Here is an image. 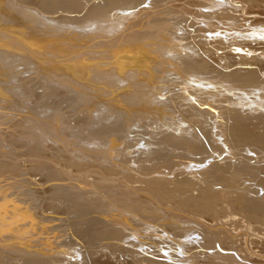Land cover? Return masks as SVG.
<instances>
[{
	"label": "rangeland",
	"instance_id": "rangeland-1",
	"mask_svg": "<svg viewBox=\"0 0 264 264\" xmlns=\"http://www.w3.org/2000/svg\"><path fill=\"white\" fill-rule=\"evenodd\" d=\"M83 1H85V0H83ZM201 1H203V0H146V2L142 3L141 5L134 4V6H131L130 8H127L130 6L129 4H124V5L121 4L122 7L120 5H118L117 9H116V7L113 6L114 11L112 10L113 7H111L110 8L111 11H110V9H108V12H111V13H109L111 15L115 14V16H114L115 18L103 20V23L116 22V23H114V25H116L117 22H119L122 18L120 15H119V17H121V18L120 19L118 18V13H122V14L123 13L124 14L131 13V11L134 10L133 8L136 6H141V10L139 13L134 12V14L132 15L134 17L128 16L127 18H124V20H121V22L123 24H121L120 27L115 28V26L111 25L114 28V30L119 29L117 31H114V33L111 34V36L110 35L104 36L103 34L101 36V33H99L98 31L95 33L93 31V32H91V34L88 32H87V34L85 32L82 34L81 32L83 30L80 31L83 28L82 23H80L81 25L79 23H76V25L81 26V27L79 26L80 28L77 26L78 29H80L78 31H77L75 24H74L75 26L74 25L72 26L73 27V29L71 28L72 30L67 28L66 26H61L62 28L58 27V28H60L59 30L62 29L61 31H64V32L58 33V34H60V37L56 40L61 41L63 39V41H65L66 44L68 43L67 41H70V43H68L67 45H71V44L77 45L76 46L77 48L73 47L71 49V51L70 52L68 51L69 53L66 56H63L62 58H66V59L68 58L67 60L73 61L77 65L79 63H78V61H75V58H76V60L87 59L85 61L84 65H86L85 67L88 70V72L84 71L85 75H88V74L94 75L93 71H95L94 69H96V68H97L96 71H99V70L103 71L102 70L103 68H105L104 70H110V68L113 69L115 67L116 68L119 67L118 65H120L119 64L120 62H117V61L120 60V57L119 56L112 57V58L109 57L111 52L117 51L119 49L118 48L119 44H117L115 46H108V44L114 38L118 37L119 40L117 43H119L121 41L122 37H124L126 34H128V35L130 33L133 34V33H135V31H139V32L151 31V30H153V32H154V30L159 31V32H156V33H158L157 35L155 33V35H154L155 37H153V34H151L152 36L149 35L148 38L144 36L141 38V40H139V41H141V43L148 44V45H146L147 47L146 46L145 47L149 48V49H151V47H149V45H151V43L153 44L155 42L154 43L156 45L155 48H157V50L159 51L158 54L156 53L158 51H156L155 53L153 52V54H155V58L153 61H151L152 64L150 63L151 65L155 66V68H156L155 69V71H156L155 75L159 79V81H157V80L153 81L155 88L154 87L150 88L147 85L151 86L152 83H145V81H144L145 79H152L153 77L147 76L145 74H142V75L136 74L137 76H133V74L135 72H129V71L130 70L135 71L136 66L134 64H129V63H127V65L125 64V66L120 65L119 71H122L121 69L124 68L125 72H123L120 77H117L118 80L116 79V81H112V83L114 82L113 84L116 83V87H115V85H113L111 83V81L109 82L108 79L106 80V79L99 78L100 80H97L98 78L95 75H94V78H96V79L93 78L94 81L82 80V79H78L76 81V77H73V79L69 78V80L57 79L55 81H52L50 78L42 77L41 75H43V74L40 73V76L42 77L41 78L38 74L39 72H37L35 74V71L32 70L34 72V74H33V72L30 71L31 69L29 70L28 68H25V67L23 68V67H20L18 64H16L18 66V67L16 66L17 69L21 70V72H22L21 73L19 71L20 72L19 73L16 70L17 77H15L16 79L15 78L14 79L17 80L16 83H18V86H16L17 84L14 85L11 83L9 85L11 87H7V88L9 89V88H13V86L14 87L16 86V89H18L19 85H21L23 83L22 85L26 86V89H27V86H29V88L27 90L28 91L31 90V91L28 92L27 90H25V91L23 90V92H25V95L23 94V96H21L22 95L21 93H23L21 89L24 88V87L22 88V86H21L20 87L21 89L19 92L21 95H19V96L17 95L16 97H18V98L14 97L15 98L14 101H16V99H17L18 101L20 100V103L22 102V104L24 103V105L25 104L27 105V110H25V112L24 111H18V110L11 108L13 105L12 106L10 105V109L9 108L4 109V107L0 108V151H1L0 152V155H1L0 160H5L6 163L8 162L7 165L9 164L8 166H10V167H8V169L0 172V179H3L2 181H0V190L4 191L3 194H7V195L9 194L7 199L4 200L5 204L1 206L2 211L6 212V215H9V216H7L6 219L4 220V222L8 223V225L4 226L3 230H0V243L2 244L3 242H12V243H13V241L15 242V244L11 245V246H6V245L2 244L0 247L1 248L0 250H5L7 253H9L13 256H14V254L22 255L23 257H25L22 260V263H24V264H53L54 262H56L58 264H62L63 261L65 260V258H67V256L62 255L61 257H65V258H62L61 259L62 261H60V262L53 261L52 260L53 257L50 258V256H47V255H51V253H53V252L57 253L56 251H61L62 248L64 250H66V252H68V253H70L69 251H71V250H73L74 253H80L78 256H73L72 259L69 261L65 260L64 264H75V262H76V264H141V263H144L143 262L144 259L147 261V258L150 260V257H153V256H154L153 257L154 260L155 259L165 260L164 256L155 255L157 253L154 254V252L153 253L144 252L146 255H149V257L144 258L143 255L136 252L137 251L136 246H141V245L140 244H137V245L132 244L133 241L129 240L128 238H130V236L131 237H133V236L128 234V233L126 236L123 237V239L120 237L102 239V237L100 235L95 234V233H97L98 230H96V229L94 230V227H93L92 231L93 232L95 231L94 233L90 230L89 234L82 236L83 239H84V237H86L84 239L85 241L82 240L84 247L82 245H80V243H78L79 242L78 239L81 236L77 237V236H71L70 235V233H72V232L77 234L78 227H80L81 229L80 228L79 229L82 230V227L84 229V228H86V226H90L92 224V222H91V220L89 221V219H91L92 216L93 217L96 216L99 218V216H101L99 214H103V213H101L102 210L106 211L109 208H111L109 213L112 212V214L115 213V215L118 214L117 212L120 209L122 211H124L123 213H125V214H128V212H131V210H128L127 207L119 206V204L117 205V202L120 199L119 198L120 195H116V194H119L118 192L123 191L124 189L127 191L128 190L127 188H129L130 191L129 190L127 191V192H129V194H127V195L133 197L132 195H134V194L135 195L141 194L142 197L144 196L146 199H148L147 201H149L150 203H153V202H154V204L157 203V205H154V204H151V205L153 207L158 206L157 207L158 209L163 208V207H164V209H166L167 207H172V206L176 207V208L179 207L178 209L183 211V213L186 212L187 214L186 213L185 214L187 216L190 214H192V215L197 214L196 216L203 218L202 216L206 215L207 217H209L212 220L213 224L216 223L217 221L218 222L222 221L225 224V227L227 228L226 230H221V227H222V229L223 228L225 229V227H223L224 226L223 224L221 226L218 225V226L214 227L215 229L219 228L221 230V232H220L221 234L218 235L219 239H222L224 242H227L229 245L234 246L236 248V250H239L240 254H242V255L244 253L249 254L250 251H253V250L259 251V248L254 244V239L257 238V235L255 234L254 229H253L254 222L249 220V219L242 218L238 215L235 216V215H232L231 213H227V211H229V209H231L230 207H234L236 205V203H237L236 199H241V200H244L247 202V205H248L247 209H249L251 211V212H248L250 216L255 215L256 212H258L259 215L261 214L260 217L264 218V214H263L264 213V130L261 127L259 128V125L262 122H264V110H263V108L256 106L255 104H252V102L249 105L250 108L248 106H245V108H240V106L235 103V100L230 101L229 97H230L231 93H228L226 91V93H228V94H226L224 92V90H226V89H223L224 88L223 86H222L223 88H221V84L219 83V82L223 81L220 77H221V75L224 74V73H222V70L220 68L222 67V64H224L223 62L228 60V58H224L225 59L224 60L219 55L222 54V56H224L226 53H228L227 51H230L229 54H231V52H233L232 54L235 53L233 57H234V59L236 58L235 60H238V61H239V59H241V57H246L244 55H247V54H248L247 55L248 59L253 57L254 55H255V58H257L259 56V58H257L258 63L256 61L255 67L257 69L261 68V67L263 68L264 67V58H263V55H264L263 51L264 50H262V49H264L263 48L264 42L256 44V41H252L251 45H248L245 47L244 46L240 47V45L238 46V44L237 45L231 44V46H229L231 48V50H230L228 47H226V49H225V47H222V46H224L222 43L220 46H217V40H220V41L222 40V41L228 42L226 39L227 35H228L227 38H229L233 34H237V32L240 31L242 27L246 28V26L250 25L249 24L250 22L248 21V16L252 15V14L248 13V15L247 14L244 15L243 11H245V10H251L253 12H257V14L260 15V17H261V19L260 18L258 19L259 22L261 24L262 23L264 24V0H243V1H239V0H223V1H221V0H219V1H221V3L220 4H214L215 7H214L213 13L210 14V13L206 12V14H205L206 16L205 15H201V16L199 15L196 19H194L192 16L198 12V8H203L202 6H200ZM206 1L209 2L210 0H206ZM226 1H228V2L231 1V3H233V4L236 3L237 5H240L243 7H240L239 10H234L230 7L231 4L230 5L226 4ZM18 4H20V3H18ZM32 6L36 7L35 5H32ZM119 6H120V8H119ZM206 8L207 7L203 8V9H206ZM196 10H197V12H195ZM191 12L193 13L192 15H191ZM42 13L46 14L44 12H42ZM116 13H117V15H116ZM142 16H143V18H141L142 24L140 23V24L135 25L133 27L128 26L130 24H134L135 20H137L139 17H142ZM217 16H219V17L224 16V17H229V18L231 17L237 21L236 22L234 20L235 21L234 25L239 26L238 23H242L243 26L241 28H237L238 29L237 30L235 28L236 26H234L233 23H231V25L230 24L223 25V27H221L218 30H215L214 32L199 31L200 33L210 35L209 37H205V38H204V36H200L199 35L200 33H198V31L196 33H195V31H193L194 28L196 29L197 25H199L200 23L203 22L201 20H204L205 23L207 21L212 23L214 21L213 24L217 21L220 22V18H217ZM116 18H118V20ZM154 18H155V20H154ZM125 19H127V20H125ZM159 20H160V22H158ZM25 22L28 23V21H25ZM209 22H207V23H209ZM29 23H31V22H29ZM120 23L118 24V26L120 25ZM231 26H233L234 28ZM29 27L35 28L36 25L34 26V24H30ZM39 27H36V28L38 29ZM162 27H164V28L162 29ZM224 27H226V28H224ZM23 28H25V27H23ZM40 28H42V27H40ZM58 28H55L54 26L48 27L46 29V33H47V31H50V30L51 31H53V30L55 31V29L58 30ZM228 28L229 29L231 28V29L228 30ZM160 29L163 31H161ZM165 30L168 31V34L170 36V40H167V41L165 40L164 35H163V33L166 32ZM259 30H261V28H259V27L257 28V31L251 30V28H250L247 31H242V33L245 34V33L251 32V33L261 35V34H259L260 32H258ZM160 32L162 34V38H161ZM79 33H81V35ZM92 33L96 37L92 36ZM98 33H99V35H98ZM229 33L231 35H229ZM261 33H262L261 37L258 38V40H260V41H262V39L264 38V32H261ZM2 34H3V32H0L1 36H2ZM186 34L188 36L189 35H191V36L186 38L185 37ZM83 35H84V37H83ZM119 35H121V38ZM194 35H196V36H194ZM225 35H226V37H225ZM1 36H0V39L3 40V36L2 37ZM57 36H59V35H57ZM62 36L64 38H62ZM97 36H99V37H97ZM76 37H78V38H76ZM86 37H88L87 40L85 39ZM179 37L181 39H179ZM69 38L70 39L72 38V39L69 40ZM163 38H164V40H163ZM10 39H13V38L12 37H6V38H4V41H8ZM75 40H77V42ZM101 40H103V41L109 40V43L105 42L107 44V46H106V44H104L103 47L102 46L98 47L99 45H96L97 46L96 47L95 44L97 42L98 43L103 42ZM228 40H231V39H228ZM198 41L200 42V44ZM207 41H210V43H207ZM74 42L76 44H74ZM84 42H86V43H84ZM149 42H150V44H149ZM93 43H94V46H92ZM196 43H197V46L201 45L203 47L202 52L205 54V56L206 55L210 56L212 54V55H214L215 58L218 59V61H217V59L215 61H212V60H209L210 59L209 58L208 63L213 64L216 68L214 67L215 70L212 72H206L205 71L202 73V74H204V73L210 74L211 75L210 79L215 81L216 83H213L214 86L212 85L210 87L211 84H210V82H208L207 79H206V81L208 83L205 82V79H202L203 81L194 79V78H196V79L200 78L202 75H200V77H199V75H198V77L193 76L191 79H193L194 81L189 79L190 82L187 84V87H189V86L191 87V88L189 87L187 89H189V92L191 94L193 93V95L190 96L188 94L186 96V94H184L185 96L183 97V94H181L182 90L180 89L182 77H179L180 75L175 73L174 67L170 64V63H172V61L169 59V57L175 59L176 55H178L179 52L180 53L186 52V50L191 49V47H193V45L195 47ZM254 43H255V46H252V44L254 45ZM120 44L123 47L128 45V44L123 43V42H121ZM218 44H219V41H218ZM78 45H79V47H78ZM172 45L175 47H170ZM176 46H178V47H176ZM250 46H252V47H250ZM258 46L261 48H259ZM248 47L250 48V50ZM242 48L243 49L246 48L245 51ZM247 49H248V51H247ZM199 50H201V48H199ZM223 51H224V53H223ZM47 52L50 53V52H52V50L49 49V51H47ZM238 52L240 55L238 54ZM52 53H59V51L52 52ZM164 54H167V56ZM237 56H238V58H237ZM88 57H89V59H88ZM46 58H49V57H46ZM70 58L71 59L73 58V60H71ZM42 59L45 60V58H43V57H42ZM52 59H55V58H52ZM246 59H247V57H246ZM98 62L99 63L102 62L105 66L102 63H101V65H103V66L95 65ZM114 62H116V63H114ZM92 64H94V65H92ZM247 64H249V62ZM247 64L246 63H244V64H239V63L233 64V66L230 67L229 69L240 68V66H242L240 69H242L244 67L247 70V67H251V66L253 67L254 66L251 63L249 65H247ZM237 65L238 66L240 65V66L237 67ZM97 66L99 68H102V69H99ZM131 68H133V69H131ZM90 69L93 71L91 72ZM141 70H142V72H145V68L142 67ZM23 71H25V72L27 71V73L30 71L31 74L26 76L27 73H25ZM185 72H188V70H184V72L182 73L184 77L188 75L187 73L185 74ZM126 73H127V75H124ZM68 74L70 75V73H68ZM71 74H73V73L71 72ZM129 74H132V75L128 76ZM255 74L257 75L259 73L255 72ZM18 75H20V76H18ZM36 75H38L39 78ZM1 77H4V74ZM189 77H191V75ZM19 78H20V80H19ZM164 78H167V79H164ZM3 79H4V81L6 79L9 80L8 78H6V76ZM39 79L41 82L39 81ZM121 79H125V81H127L125 84L126 86L124 85V83H125L124 82L121 84L122 87L118 86L119 87L118 88L117 83H119L120 82L119 80H121ZM72 80H74L76 82V84L79 86H77ZM217 80H218V82H217ZM14 81L12 79V82H14ZM64 81H67V82H64ZM98 81H99V83L97 84L96 82H98ZM199 81L202 83H200ZM86 82L88 83V85L86 84ZM107 82L109 83V85ZM194 82H195V87H194L195 91L197 90V88L198 89L200 88V90L202 91V89H203L204 92L197 90L196 92L198 94H196V92L194 91V89L192 87V85L194 86V84H192ZM254 82H255V85H252V86H254L256 88L257 86H259V84H261V85L264 84V77L255 76V77H253L252 84ZM104 83H107V84H104ZM196 83H197V85H196ZM204 84L205 85L210 84V85H207L209 87H207V86L205 87ZM50 85L53 86V88L56 87V90H58V91L60 90L62 92V94L59 93V95L57 94L58 96H56L55 94H52V92H50ZM74 85H76V86H74ZM92 85L95 87V89H94V87H92ZM110 85H112V86H110ZM70 86H72V88ZM31 87L32 88L34 87V88L32 89ZM35 87H37V88H35ZM78 87H80V88H78ZM111 87H113V88H111ZM158 87H159V89H158ZM99 88H100V90H99L100 92L97 90ZM209 88L211 90H207ZM220 88H221V90H220ZM110 89H114L115 90L114 93H116V94H118V93L120 94L121 93L120 91H126V90L127 91L122 93L120 96V95H116L114 93L113 94L109 93L108 91ZM32 90H34V91H32ZM74 90H76V91H74ZM96 90H97V92H96ZM158 90L163 92V93H160L159 98L164 100V102L161 104H158L159 107L157 108V110L154 108H150V109L144 108L145 107L144 105L141 106V104H143L141 102L142 100H144V99L145 100H151L153 98V96H156L154 94H157ZM191 90H193V91H191ZM105 91H106V94H105ZM212 91H214V93ZM26 92H28L31 95L30 96L31 100H35V101L37 100V101H40V102L43 101V102L38 103L35 101H33V102L30 101L31 102L30 103L28 101V104L25 103V102H27V100L30 99L29 94H27ZM101 92H102V94H101ZM206 92H209L210 96H209V93H206ZM239 92H241V90L238 91V93ZM19 93H16V94H19ZM32 93H35V94L37 93V95L38 94L41 95L43 93L42 95L44 97H41L42 99H40V98L35 99L32 97ZM219 93L222 94L223 99H222V96H220L221 94H219ZM196 95H198V96H196ZM125 96H127V97L130 96L128 98H131V99L134 97V99H132V100H134L135 103L133 102L134 104H132V105H130L128 103V105H129L128 106L126 104L127 103V99H126L127 97L124 98ZM140 96H142V98H144V99L141 98L142 99L141 101H139ZM201 96L204 98H200ZM207 96H208V98H207ZM213 96H215V97L212 99L211 97H213ZM25 97L26 98L29 97V98L25 99ZM224 97L226 98L225 100H224ZM227 97L229 100L227 99ZM21 98H24L25 101ZM251 98H253V97H251ZM43 99H45V100H43ZM131 99H129V100H131ZM194 99H195V101L198 100L200 102L206 101V100H207V102L213 101L210 104L211 105L215 104L214 105V106H216L215 111L216 110L220 111L219 110V108H220L221 109L220 114H222L223 117H222V115H219L216 118H214V117L211 118L209 115H207L208 116L207 119L203 118L202 116L195 119V117L190 115L192 113H189L187 111V108L190 107L189 105L190 104L193 105V102L191 100H194ZM53 100H54V102L55 101L56 102L55 103L52 102ZM115 100H118V101L115 102ZM125 100H126V103L122 104L123 101H125ZM111 101H113L112 103L114 105L111 104ZM131 101H129V102H131ZM137 101L139 104L136 103ZM214 101H216V102H214ZM47 102L49 105H47ZM16 103H18V102H15V104ZM78 103L80 104L79 107H78V105H79ZM119 103L122 104V105L120 104L121 107H119L120 106ZM203 104L206 107V104L205 103H203ZM204 105H203V107H204ZM219 105H221V107ZM16 106H13V107L14 108L19 107L17 104H16ZM48 109L49 110H51V109L55 110L56 109L54 111V115H51V113ZM107 109H109V110H107ZM31 110H32V112H31ZM38 112L39 113L41 112V113L39 114ZM224 112H226L227 117H226V114ZM14 114H16V115H14ZM82 114L84 115V117L86 116V118H84L79 123H77V122L75 123L74 119H77L75 117L76 116L78 117L79 115H82ZM234 115L237 117V119ZM251 115L253 117H255L258 120V122H256L257 120H255L253 117H249ZM11 116H13V117L9 120V118ZM15 116H17L18 118ZM21 116H31L32 120H35V121L40 120L41 122L45 121L46 124L47 123L50 124L52 126V128H54L53 126H55V127L57 126L56 127L57 129H59L62 126H60L61 124L59 122L56 125V123H55L56 119H59V118H60V120L64 119L65 127L61 128V129H63L62 132L63 131L64 132L63 133L61 132L59 137H57V139H56V137H54L50 134L44 133L42 130H40L41 128L39 127L40 126L39 124H35L36 126L34 124H32L31 126H29V125L25 126L26 124H24V123L19 124V125L16 123L18 126L16 124L14 126L15 122L21 121V120L18 121V119H21ZM57 116H59V117H57ZM97 116H99V117H97ZM116 117H117V119H115ZM90 118H92L93 120H91ZM98 118H100V119L98 120ZM23 119H25V120H23L25 122L27 118H23ZM89 119L92 121V123L90 122ZM114 119L116 121L114 123H112ZM251 119H253L255 121L253 122V120H251ZM96 120H97V122H96ZM125 120H127V122ZM217 120H218V122H217ZM234 120H236V121L239 120V122L244 123V124H242V126H246L247 125L246 123H248V126L242 127L241 129H240V127L239 128L234 127L235 129L232 130V128H230V127L234 126V123H235ZM84 121L87 122L88 124L85 123ZM118 121L120 122V125H122V127H120ZM107 122H108V124H107ZM220 122L223 123L224 125L223 124L221 125ZM90 123L91 124L94 123V124L92 126H90ZM116 123H118V124H116ZM218 123H220V124H218ZM252 123L255 124V126ZM11 124H13V125L10 126ZM67 124H68V126H66ZM114 124H115V126H114ZM110 125L111 126L113 125L114 127H116V125H118L120 127V129L117 126L116 128H118V129L115 128L116 133L114 135L110 134L111 133L110 131H108L109 133L101 131V129H103V127H104V130H106L105 127L106 128L108 126L111 127ZM249 125H251V126H249ZM51 126H49L48 129L52 130ZM93 126L95 128H93V130H92ZM215 126H217V127H215ZM220 126H222V127L224 126L223 132L225 134H223L222 131L220 132L221 134H219V131H217L218 128L221 129ZM98 127H100V128H98ZM255 127H257V128H255ZM244 128H246L247 131H246V129L244 130ZM242 129H243V131H242ZM21 130H24L25 133H23L24 131H21ZM41 131H42V133H40ZM216 132H218V134L213 135V137H212V134L216 133ZM37 133H38V135H37ZM40 134H42V135H40ZM108 134H109V136H108ZM116 134H117V136H116ZM226 134H228V135L226 136ZM37 136L38 137L41 136V137L38 138ZM108 137L116 138L115 140H117L118 138L119 139L117 141H115V140L113 141L111 138H109L111 141L110 142ZM220 137L223 138L222 141H221V139H219ZM32 138H34V139H32ZM28 139H29V141H33V143L29 142ZM226 140H227L228 144H231V146L233 147L231 150V153L228 152L231 155H228V156H227V153L225 152V150L221 144L222 142L227 143ZM12 141H13V144H14V141H15V144H16V142L17 143L20 142V143H22L23 146L20 145V147H19V145L18 146H16L15 144L13 145ZM23 141H24V143L27 142L28 144L25 145L23 143ZM20 143H18V144H20ZM34 143L36 146L34 145ZM65 143H66V145H65ZM30 144L31 145L33 144V145L30 147ZM46 144H49L52 148L50 146L48 147ZM106 144L107 145L111 144V145L106 147L107 146ZM24 145H25V147H24ZM27 145H28V147H26ZM54 146L57 148H55ZM59 146H61V147H59ZM11 147L14 149H12ZM247 147L249 148L250 151L243 150V148L248 149ZM27 148H28V150H27ZM35 148H36V151L34 150ZM58 148H60V150H62V151L60 152V150ZM115 148L117 150H115ZM238 148H241L243 151L238 150ZM108 149H110V150L108 151ZM118 149H119V151H118ZM11 150H13V152H11ZM23 150H26V151H23ZM54 150H56V151H54ZM77 150H78V152H77ZM15 151H16V153H15ZM57 151L60 153H58ZM112 151L115 152L116 154H114ZM221 151H222V153L220 154L219 152H221ZM25 152H27V154ZM107 152H110V153H107ZM173 152L174 153L177 152V154L182 158V161H185V163H188L190 165L193 164V166H191V168H187V170L183 169L184 165L183 164L180 165V163H175V164H178L175 166L173 163L172 166H170L173 170L171 168L168 169V168L164 167V166H166V164H164L166 162L163 163V160L165 159V161H169L168 159L171 156L169 157L167 154H169V153L172 154ZM234 152H235V154L233 155L232 153H234ZM2 153H3V156H2ZM18 153L20 155L21 154L22 155L19 157ZM32 153H34L35 155H33ZM38 153H39V155H37ZM210 153H212V154L214 153V154L210 155ZM4 154H6V155H4ZM106 154H108V155L110 154V155L108 156ZM111 154L112 155L114 154V156H112ZM183 154L186 155L184 158L182 157ZM58 155H60V156H58ZM36 156H38L39 158ZM41 156H42V158H41ZM70 156L77 157V158L79 157L80 159L75 160L78 162H88V163L90 162L91 164L90 163L89 164H90V166L91 165L92 166H91V168L89 167L87 169H90V170L94 169V171H96V169H98V170L96 171V173L91 172V174L94 173V175L93 174L89 175V174L84 173L83 172L84 169L78 170L79 172L77 171L74 173L71 171V173H70V172H68L69 170H71L70 166L69 167L67 166L69 164L68 163L69 160L71 161ZM110 156H112V158ZM45 157H46V159H45ZM55 157L57 158V160L55 159ZM67 158L69 160H67ZM171 158H172L171 160H173V161L177 160V158L175 156H173ZM197 159H199V160H197ZM64 161H65V163H64ZM108 161H110V162H108ZM18 162H19V164H18ZM10 163H13V164H10ZM94 164L95 165L97 164V165L95 166ZM107 164H109L111 166L113 165L114 168L111 167V169L113 171L114 170H118V171H114L112 173L111 170L109 171L110 168H109V166H107ZM151 164H153L156 167H157V165L158 166L162 165L163 167L162 166L158 167V170L151 172V173H148V172H150L148 170H149V168H150L149 166ZM15 165H17V166H15ZM65 165L69 169L66 170ZM97 166L98 167L102 166V167L98 168ZM126 166H128V167H126ZM179 166H180V168H179ZM131 167H132V169H131ZM38 168H40V170ZM52 168H54V169H52ZM101 168L103 170L106 169L107 170L106 172L107 173L110 172V173L109 174L100 173ZM51 169L52 170L58 169V171L61 170L60 172L64 173L66 177L69 176V178L66 180L50 181V182L45 183L46 185L45 184L44 185L37 184L40 182V180L43 181L47 177H51L50 174L54 173V172L50 173L52 171ZM87 169H85V172L88 171ZM35 170H37L36 171L37 173L35 172ZM172 171H173V173H172ZM33 172H35L36 174H34ZM97 172L103 176L104 181L107 180L105 178H110V181L113 180V181H111L112 184L115 182L114 185H111L108 187L109 189H111V191H109L108 188L104 187V185H103L104 182L102 181V179H101L102 183H100V179H99L100 177H99V175H97ZM129 172H131L132 174L130 173L131 176H129V179H127V178H125L124 175L129 174ZM44 173H45V175H44ZM165 173H167V174H165ZM71 174L74 176H75V174L77 176H79V177H77L78 181L75 179L76 176H75V178H73V176ZM85 174H86V176L88 175V179L85 178L86 177V176H84ZM156 174L159 177H157ZM160 174H162V175H160ZM70 175H71L72 179H71ZM95 175L97 176L96 180H95ZM120 175L121 176L123 175L122 176L123 178ZM92 176H94V177H92ZM154 176H155V178H153ZM165 176H167V177H165ZM163 177H165V179ZM89 178H90V180H92V179L93 180L90 181ZM233 179H235V180L233 181ZM82 180L85 181V184H83L84 181L80 182ZM98 180H99V182L97 183ZM159 180H160V182H159ZM33 181L35 183H33ZM86 181H88L92 185L89 184L88 182H87L88 183L87 184ZM130 181L132 183H130ZM53 182H59V183L57 184V183H53ZM62 183H63V185H62ZM49 184L52 186L55 184L57 186V189L55 188V191L53 192V194L55 193V195L56 194L57 195L56 196L54 195V199H53V197L41 198V196L45 197L44 196L45 194L43 195L41 190L47 186L50 187ZM65 185L67 187L68 186L71 187L70 188L71 190H69V187L66 189L65 188L60 189V186L62 188V186L65 187ZM58 188H59V190H58ZM74 188L76 190H74ZM78 188H79V190H81L80 192H82V190H83L82 195H81V193L78 192L79 191ZM37 189H38V191H36ZM107 189H108V191H107ZM33 190H35V192ZM62 190H66V191L63 192ZM72 190H74V191H72ZM60 191H61V193H60ZM56 192H58L61 196ZM65 192L67 194L69 193L68 196L66 195L67 198L64 197ZM40 193H42V194H40ZM70 193H72L71 194L72 198H74L76 195L79 194L78 198H75V199L70 198ZM124 193H125V191H124ZM36 195H37V197H36ZM73 195H75V196H73ZM55 197H58V198L60 197V198L55 199ZM114 197H116V198H114ZM122 197L127 198L126 194L122 195ZM136 197L137 196H135L133 198L136 199ZM192 197L196 200H194ZM188 199H190V200H188ZM114 200H116L117 202L115 201L116 202L115 203ZM152 200H154V201L151 202ZM40 201H42V202L48 201L52 206L58 204L57 207L58 206L59 207L60 206L61 207L67 206V209L64 212L60 213L55 218V220H49V221L45 220V222H43L42 224H34V225H29V226L23 225L22 231L25 232L23 234V238H25V239H22V237L17 238L15 236H13L15 234H18L16 232L18 228H15V226H17L16 225L17 222L15 223L14 220L9 219L11 216V213L13 212V209H15V207H13L12 205L16 204L20 207V209L17 210V213H20L19 215H21L22 212H24V213L32 212L34 214L39 215V212L41 210L40 208L42 207L40 205H43L42 202L40 203ZM191 202H193V203L196 202V203L193 204ZM204 202H207V203H204ZM138 203H140V202H138ZM185 204H186V206H185ZM189 204L190 205L193 204L194 206H197L200 210L194 212L193 210L190 209ZM97 205H98V208L102 207L101 210L98 209V210H95L97 212H93V211L91 212V208L97 209ZM101 205H103V206H101ZM174 205H176V206H174ZM207 205H210V206L215 205L216 210L211 211L210 206H207ZM180 206H181V209H180ZM138 207L139 206L136 205V206H134L133 209L138 211L139 215L141 214L144 216V217H141V219L145 220V222L147 224L154 225V226H156L155 227L156 229L157 228L159 229V226H160V224H158L159 219L155 220L154 217H156V216H154V215H148L147 216V214L149 213L148 207H147L148 210H145V211L138 208ZM106 208H108V209H106ZM117 209H119V210H117ZM202 209H204V210H202ZM44 211L45 212L44 213L42 212V214L49 215V213H50L49 211L48 212H46V210H44ZM166 211H167V214H170L168 210H165V212ZM85 213H87V216ZM132 213H133V211H132ZM135 213H133V214H135ZM80 214H82L83 216L82 215L80 216ZM145 214H146V216H145ZM103 215L105 216V214H103ZM128 216H129V214H128ZM171 216L172 215H170V217ZM79 217H81V218H79ZM82 218H86V219L88 218V222L86 221V219H83L85 222L80 220ZM25 221H26L25 219H24V222H23V219L22 220L20 219L18 221V223L21 222L24 224V223H26ZM36 223H37V221H36ZM163 223L166 224L167 222L164 221ZM170 223H172V222H170ZM94 224H93V226L96 227L97 223L95 225ZM140 224L141 225L138 228L144 229L146 224H143L142 222ZM98 225H100V224H98ZM43 226L44 227L47 226L49 228H44ZM109 226L111 227L112 225H108V228H109ZM135 226H137V225H135ZM72 227H73V229H71ZM136 232L139 234V231H136ZM91 233L96 237H94ZM141 234L147 235V236L150 235V234L149 235L144 234L143 232H141L140 235ZM70 237H71V240H69ZM156 238H158V236ZM25 240H27V241H25ZM29 240H32V241H30L31 244L29 245V247H27L26 242H28ZM45 240H47L49 244L51 242H54V243L50 244L51 245L50 248H52L53 250H49V249H43L42 250L41 249L42 251L39 250V251H37V253L32 251V250H34V251L38 250L37 248H39V247H46L45 246L46 243L43 244L45 242ZM140 240H142L143 242H147L149 244H152V245H157L156 242H154L152 239L147 238V237L142 236L140 238ZM64 241H65L66 245H65V243H63ZM130 241H131V244H130ZM192 241H194V240H192ZM68 242L71 245L69 244V246H67ZM99 242H100V244H99ZM194 242L197 244L196 241H194ZM137 243H139V242L137 241ZM35 244L37 246L38 245L39 246L37 247ZM105 244L106 245L111 244V245H108L109 247H107ZM173 244H174L173 247H177V243L175 244V242H174ZM57 245L59 248L57 247ZM78 245L82 246V247H79ZM118 245H119V248H118ZM130 246H132V248ZM165 246H167V245H165ZM223 247H226V246L223 245ZM226 248H228V247H226ZM186 249H187V247H186ZM156 250H158L159 252L165 253L167 251L173 252L174 248H171V249L166 248L165 250H161L159 247H157ZM82 251H83V254H81ZM143 251H144V248H143ZM202 251H204V249H202L201 247L191 248V249H189V251H187V255L190 256V254L193 255L195 253H199V255L201 256L202 254L200 252H202ZM260 251L264 252L263 250H260ZM39 252H43V254L39 253ZM94 252H96V253H94ZM99 252L102 254H100ZM109 254L111 256H109ZM128 254H129V256H128ZM177 254H178V252H177ZM235 255H236L235 253L231 254L232 257ZM249 255L252 256L251 254H249ZM90 256H92V257H90ZM43 257H45V259H43ZM175 258H177V257H175ZM235 258H236V256H235ZM142 259H143V261H142ZM193 259L188 260L191 262L190 264H193L195 262L194 261L195 259L194 260ZM151 260H152V258H151ZM167 261L170 262L169 264H174V263L175 264H182V262H179L176 259H174V261L173 260H167ZM206 264H208V263H206Z\"/></svg>",
	"mask_w": 264,
	"mask_h": 264
},
{
	"label": "bare ground",
	"instance_id": "bare-ground-1",
	"mask_svg": "<svg viewBox=\"0 0 264 264\" xmlns=\"http://www.w3.org/2000/svg\"><path fill=\"white\" fill-rule=\"evenodd\" d=\"M221 1H223V0H221ZM221 1H219V0H210L209 2H207L206 0H203V1H201V3H200V6H202L203 8H205V7H207L206 9H203V8H198V12H197V10L195 11V12H197V13H195L192 17L194 18V19H196L199 15L201 16V15H205L206 14V12H208V13H213L214 12V7H215V5L214 4H220L221 3ZM239 1H243V0H239ZM144 2H146V0H85V1H81V0H0V32H3V34H2V36H3V40H1L0 39V108L2 107H4V109L6 108H9L10 109V105L12 106H16V104L19 106L18 108H14L13 106L11 107V108H13V109H15V110H18V111H24L25 112V110H27V105L25 104L24 105V103L22 104V102L20 103V100L18 101L17 99H16V101H14L15 100V98H18V97H16L17 95L19 96V95H21V96H23V94L25 95V92H23V90L25 91V90H27L28 88H29V86H27V89H26V86H24V85H19V88L18 89H16V86H18V83H16V81L17 80H15L16 78L15 77H17V74H16V70L19 72H21V70H19V69H17V65L16 64H18L20 67H25V68H28L31 72H33L32 70H34L35 71V74L37 73V72H39L38 74H39V76H40V73L41 74H43V75H41L42 77H47V78H50L52 81H55V80H57V79H62V80H69V78L70 79H73V77H76V81L78 80V79H82V80H91V81H94V79H96V78H94V75L98 78L97 80H100L99 78H101V79H108L109 80V82L111 81V83H112V81H116V79H117V77H120L121 76V74L123 73V72H125V69L123 68V69H121L122 71H119V68H120V65H124L125 66V64L127 65V63H129V64H134L135 66H136V68H135V71L134 70H130L129 72H135L134 74H133V76H137V75H142V74H145V75H147V76H150V77H153L152 79H145L144 81H145V83H152V85L150 86V85H147V86H149L150 88H155V86H154V82L153 81H159V79H158V77L155 75V73H156V71H155V66H153V65H151L152 64V62L151 61H153L154 60V58H155V54H153V52L155 53L156 51H158L157 50V48H155V42L152 44L151 43V45H149V47H151V49H149V48H146L147 46L146 45H148V44H145V43H141V41H139V40H141V38L142 37H149V35L150 36H152L151 34H153V37H155L154 35H155V33L156 32H159V31H155L154 30V32H153V30H151V31H144V32H139V31H135V33H133V34H126L124 37H122V39H121V41L119 42V43H117L118 42V40H119V38L117 37V38H114L113 40H111V42L109 43V40L108 41H103V40H101V41H103V42H100V43H96L95 44V46L96 45H99L98 47H100V46H104V44H106L105 42H107V43H109L108 44V46H115V45H117V44H119V46H118V50L117 51H113V52H111L110 53V55H109V57H117V56H119L120 57V60H118L117 62H120L119 64L120 65H118L119 67L118 68H113V69H111L110 68V70H104L105 68H99L98 66L100 65V66H103V65H101V63H96L95 65H98L97 67L99 68V69H102L103 71H96L97 70V68L96 69H94L95 71H93V70H91V72L93 71L94 72V75H85V73H84V71H87L88 72V70L86 69V65H84V63H85V61L87 60V59H85V60H76V58H75V61H78V65L77 64H75V62H73V61H70V60H67L66 58H62L63 56H66L70 51H71V49L74 47H76L77 45H73V44H71V45H67L68 43H70V41H67L68 43L66 44L65 43V41H63V39L61 40V41H58V40H56V39H58L59 37H60V34H58V33H60V32H64V31H61V30H59L60 28H58V27H61V26H66L67 28H69V29H73V25L75 24L76 25V23H82V26H83V28L80 30V29H78V27L81 25H76V28H77V31L78 30H80V31H82L81 33L83 34L84 32L87 34V32L88 33H90L91 34V32H93L94 31V33L95 32H99V33H101V36H102V34L104 35V36H108V35H110L111 36V34H113L114 33V31H117V30H119V29H115L114 30V28L112 27V26H115V28L117 27H120L121 26V24H123L122 22H121V20H124V18H127L128 16L129 17H134V16H132L133 14H134V12L135 13H139L140 12V10H141V6H136V7H134L133 9V11H131V13H127V14H122V13H118V18L120 19L121 17V20L119 21V22H117V26L116 25H114V23H116V22H112V23H103V20H108V19H112V18H115L114 16H115V14L114 15H111V14H109V13H111V12H108V9H110L111 7H116V9H117V7H118V5H120L121 7H122V5H124V4H129L130 6L129 7H127V8H130L131 6H134V4H139V5H141L142 3H144ZM18 3H20V4H18ZM122 4V5H121ZM226 4L227 5H230L231 4V8L232 9H234V10H239V8L240 7H243V6H240V5H237L236 3H231V1L230 2H228V1H226ZM32 5H35L36 7H34V6H32ZM214 5V6H213ZM120 6H119V8H120ZM114 7L112 8V10L114 9ZM118 8V9H119ZM110 11H111V9H110ZM114 11V10H113ZM194 11V10H193ZM42 12H44V13H46V14H43ZM248 13L249 14H252V15H249L248 16V21L250 22L249 24V26H246V28H244V27H242L243 26V24L242 23H238L239 24V26H236V25H234V23H235V19H233V18H229V17H224V16H217V18H220V22L219 21H217V22H215L214 24H213V22L211 23V22H209V21H207V22H209V23H205L204 22V20H201V21H203L202 23H200L199 25H197V27H196V29L194 28L193 29V31H195V33L198 31V33H200L199 31H202V32H214L215 30H218V29H220L221 27H223V25H227V24H230L231 25V23H233V25L234 26H236L235 28L237 29V28H241V30L240 31H238L237 32V34H233L231 37H229V38H227L228 37V35H227V37H226V35H225V37H226V39H227V41L228 42H226V41H220V40H217V46H220L221 45V43L224 45V46H222V47H225V49H226V47H228L230 50H231V48L229 47V46H231V44H238V46L240 45V47H242V46H248V45H251V43H252V41H256V44H258V43H263L264 42V38L262 39V41H260V40H258V38L259 37H261V35H262V33L261 32H264V24L262 23H260L259 22V18L261 19V17H260V15H258L257 14V12H253V11H251V10H245V11H243V14L244 15H248ZM193 13L191 12V15H192ZM116 15H117V13H116ZM119 15L121 16V17H119ZM144 15V14H143ZM147 15V14H146ZM206 16V15H205ZM204 16V17H205ZM146 17V16H145ZM118 18H116L117 20H118ZM141 18H143V16L142 17H139L137 20H135V23L134 24H130V25H128L129 27L131 26V27H133V26H135V25H138V24H140L141 22H142V19ZM116 20V21H117ZM125 20H127V19H125ZM154 20H155V18H154ZM166 20V19H165ZM235 20V21H234ZM25 21H28V23L27 22H25ZM153 21V20H152ZM229 21V22H228ZM234 21V22H233ZM29 22H31V23H29ZM121 22V23H120ZM158 22H160V20L158 21ZM237 22V21H236ZM85 23V24H84ZM120 23V25L118 26V24ZM148 23V22H147ZM30 24H34V26L36 25V27H42V28H31V27H29L30 26ZM142 24V23H141ZM144 24V23H143ZM237 24V25H238ZM74 25V26H75ZM112 25V26H111ZM51 26H54L55 28H58V30L57 29H55V31L53 30V31H47V33H46V29L48 28V27H51ZM78 26V27H77ZM124 26V25H123ZM127 26V27H128ZM252 26V27H251ZM23 27H25V28H23ZM81 27V26H80ZM79 27V28H80ZM159 27V26H158ZM167 27V26H166ZM231 27H233V26H231ZM259 27V28H261V30H259L258 32H260L259 34H261V35H258V34H255V33H242V31H247V30H249L250 28H251V30H255V31H257V28ZM28 28V29H27ZM62 28V27H61ZM75 28V29H76ZM164 27H162V29H163ZM224 28H226V27H224ZM234 28V27H233ZM71 29V30H72ZM74 29V30H75ZM128 29V28H127ZM158 29V28H157ZM167 29V28H166ZM231 29V28H230ZM229 28H228V30H230ZM161 30V29H160ZM235 30V29H234ZM238 30V29H237ZM79 31V32H80ZM161 31H163V30H161ZM166 31V30H165ZM164 31V32H165ZM167 32V33H166ZM165 33H163V35H164V38H165V40L167 41V40H170V36H169V34H168V31H166ZM221 32V31H220ZM81 33H79L80 35H81ZM99 33H98V35H99ZM197 33V34H198ZM158 33H156V35H157ZM160 34H161V32H160ZM226 34V33H225ZM57 35H59V36H57ZM89 35V34H88ZM200 36H204V38L205 37H209L210 35H208V34H204V33H200L199 34ZM198 35V36H199ZM229 35H231L230 33H229ZM1 36V35H0ZM1 36V37H2ZM92 36H94V37H96L95 35H93V33H92ZM117 36V35H116ZM120 36V38H121V35H119ZM185 36V35H184ZM189 36H191V35H189ZM187 34H186V38H188L189 37ZM194 36H196V35H194ZM199 36V37H200ZM216 36V35H215ZM6 37H12L13 39H10V40H8V41H4V38H6ZM75 37V36H74ZM82 37V36H81ZM83 37H84V35H83ZM97 37H99V36H97ZM214 37V36H213ZM62 38H64L63 36H62ZM76 38H78V37H76ZM158 38V37H157ZM160 38V37H159ZM161 38H162V34H161ZM164 38H163V40H164ZM72 39V38H71ZM70 38H69V40H71ZM86 40L88 39V37H86L85 38ZM94 39V38H93ZM151 39V38H150ZM156 39V38H155ZM179 39H181L180 37H179ZM228 39H231V40H228ZM67 40V39H66ZM162 40V39H161ZM160 40V41H161ZM162 40V41H163ZM215 40V39H214ZM224 40V39H223ZM76 42H77V40H75ZM100 41V40H99ZM157 41V40H156ZM218 41H219V44H218ZM121 42H123V43H126V44H128L127 46H121ZM169 42V41H168ZM199 42V41H198ZM197 42V43H198ZM84 43H86V42H84ZM197 43L195 44V47H194V45H193V47H191V49H189V50H186V52H183V53H178V55H176V57H175V59H173V58H171V57H169V59L172 61V63H170L173 67H174V71H175V73H177V74H179L180 76L179 77H182V82H181V86H180V89L182 90V93L181 94H183V97L185 96L184 94H186V96L189 94L190 96L191 95H193V93L191 94L190 92H189V89H187V88H189V87H187V84L190 82L189 81V79L190 80H193V79H191L193 76H195V77H198V75H199V77H200V75H202L200 78H194L195 80H201V81H203L202 79H205V82L206 83H208V82H210V84H207V85H210V87L213 85V83H216L215 81H213V80H211L210 79V77H211V75L210 74H208V73H204V74H202L203 72H212V71H214L215 70V66L213 65V64H211V63H208L209 61H208V59L209 60H212V61H215L217 58H215L214 57V55H210V56H205V54L202 52V46L201 45H198L197 46ZM207 43H210V41H207ZM216 43V42H215ZM66 44V45H65ZM74 44H76L75 42H74ZM149 44H150V42H149ZM199 44H200V42H199ZM203 45V44H202ZM215 45V44H214ZM235 45V46H236ZM263 45V44H262ZM261 45V46H262ZM92 46H94V43H93V45ZM106 46H107V44H106ZM146 46V47H145ZM237 46V47H238ZM252 46H255V43H254V45L252 44ZM252 46H250V47H252ZM78 47H79V45H78ZM81 47V46H80ZM97 47V46H96ZM170 47H175V46H170ZM176 47H178V46H176ZM181 47V46H180ZM259 47V46H258ZM77 48V47H76ZM199 48H201V50H199ZM239 48V47H238ZM249 48V47H248ZM259 48H261V47H259ZM258 48V49H259ZM263 48H264V46H263ZM49 49L50 50H52V52H56V51H59V53H52V52H47V51H49ZM233 49V48H232ZM243 49V48H242ZM246 49V48H245ZM245 49H243L244 51H245ZM257 49V48H256ZM255 49V50H256ZM160 50V49H159ZM235 50V49H234ZM249 50H250V48H249ZM253 50V49H252ZM262 50H264V49H262ZM261 50V51H262ZM69 51V52H68ZM241 51V50H240ZM247 51H248V49H247ZM254 51V50H253ZM162 52V51H161ZM222 52V51H221ZM228 53H226L224 56H222V54L221 55H219V56H221L222 57V59H224V58H228V60H226L225 62H223L224 64H222V67L220 68L221 70H222V73H224L223 75H221V79L224 81H221V82H219L220 84H221V88H223V89H226V90H224V92L226 93V91L228 92V93H231L230 94V97H229V99H230V101L231 100H235V103L236 104H238L239 106H240V108H245V106H248L249 108H250V103L252 102V104H255L256 106H259V107H261V108H263V110H264V84H259V86H257L256 88L254 87V86H252V85H255V82L252 84V82H253V77H255V76H259V77H264V67L262 68H256L255 67V64H256V61H257V63H258V60H257V58H259V56L257 57V58H255V55L253 56V57H251V58H249L248 59V54L247 55H244V56H246L247 57V59H246V57H241V59H239V61L238 60H235L234 59V54H232L233 52H231V54H229V52L230 51H227ZM252 52V51H251ZM264 52V51H263ZM30 53V54H29ZM157 54L159 53V51L158 52H156ZM223 53H224V51H223ZM237 53V52H236ZM247 53V52H246ZM163 54V53H162ZM238 54H239V52H238ZM250 54V53H249ZM43 55V56H42ZM164 55H166L167 56V54H164ZM240 55V54H239ZM43 58H45V60L44 59H42V57ZM108 56V55H107ZM159 56V55H158ZM46 57H49V58H46ZM105 57V56H104ZM108 57V58H109ZM165 57V56H164ZM236 57V56H235ZM52 58H55V59H52ZM237 58H238V56H237ZM263 58H264V55H263ZM71 59V58H70ZM88 59H89V57H88ZM110 59V58H109ZM71 60H73V58L71 59ZM117 60V59H116ZM122 60V61H121ZM174 60V61H173ZM225 60V59H224ZM248 60V61H247ZM217 61H218V59H217ZM249 62V64L251 63V64H253L254 66L252 67L251 65V67H247V70L244 68H242V69H240L242 66H240V68H231V69H229L230 67H232L233 66V64H244V63H248ZM105 63V62H104ZM114 63H116V62H114ZM151 63V64H150ZM168 63V62H167ZM90 64V63H89ZM249 64H247V65H249ZM92 65H94V64H92ZM169 65V64H168ZM17 66V67H16ZM105 66V65H104ZM158 66V65H157ZM164 66V65H163ZM238 65H237V67H239ZM244 66V65H243ZM19 67V68H20ZM145 68V72H142V70H141V68ZM215 67V68H214ZM128 69V68H127ZM131 69H133V68H131ZM229 69V70H228ZM184 70H188V72H185V74L187 73L189 76L191 75V77H189L188 75L187 76H183V72H184ZM28 71V70H27ZM27 71L25 72V71H23V72H25V73H27ZM30 71L26 74V76H28L29 74H31L30 73ZM119 71V72H118ZM144 71V70H143ZM19 72V73H20ZM71 72L73 73V74H71ZM86 72V73H87ZM255 72H258L259 74H255ZM22 73V72H21ZM68 73H70V75L68 74ZM4 74V77L6 76V78H8L9 80H5L4 81V77H1L2 75ZM7 74V75H6ZM33 74H34V72H33ZM137 74V75H136ZM69 75V76H68ZM124 75H127V73L126 74H124ZM132 74H129L128 76H131ZM18 76H20V75H18ZM25 76V77H26ZM37 77H38V75H36ZM35 76V77H36ZM40 76V77H41ZM22 77V76H21ZM32 77V76H31ZM36 77V78H37ZM41 77V78H42ZM15 78V79H14ZM39 78V77H38ZM37 78V79H38ZM94 78V79H93ZM149 78V77H148ZM12 79H13V81L14 82H12ZM45 79V78H44ZM164 79H167V78H164ZM206 79L208 80V82L206 81ZM19 80H20V78H19ZM18 80V81H19ZM96 80V81H97ZM118 80V79H117ZM162 80V79H161ZM39 81H40V79H39ZM75 84H76V82L74 81V80H72ZM120 82L119 83H117V87L119 86H121V84L122 83H124V85L126 84V82L127 81H125V79H121V80H119ZM142 81V80H141ZM194 81V80H193ZM41 82V81H40ZM64 82H67V81H64ZM69 82V81H68ZM71 82V81H70ZM102 82V81H101ZM100 82V83H101ZM196 82V81H195ZM195 82L194 83H192V84H194V86L192 85V87H193V89H194V87H195ZM200 82V81H199ZM198 82V83H199ZM217 82H218V80H217ZM14 84V85H16L15 87L13 86V88H7V87H11V86H9L10 84ZM97 84L99 83V81L98 82H96ZM108 83V82H107ZM107 83H104V84H107ZM110 83V84H111ZM114 83V82H113ZM112 83V84H113ZM200 83H202V82H200ZM199 83V84H200ZM35 84V83H34ZM73 84V83H72ZM86 84L88 85V83L86 82ZM44 85V84H43ZM77 85V84H76ZM76 85H74V86H76ZM85 85V84H84ZM108 85H109V83H108ZM113 85H115V87H116V83L115 84H113ZM191 85V84H190ZM196 85H197V83H196ZM203 85V84H202ZM201 85V86H202ZM207 85H205L204 84V86L206 87ZM22 86V88L23 89H21L20 87ZM31 86V85H30ZM73 86V85H72ZM72 86H70L71 88H72ZM77 86H79V85H77ZM110 86H112V85H110ZM126 86V85H125ZM146 86V85H145ZM144 86V87H145ZM214 86V85H213ZM223 86V87H222ZM41 87V86H40ZM46 87V86H45ZM49 87V86H48ZM92 87H94L93 85H92ZM114 87V88H115ZM118 87V88H119ZM122 87V86H121ZM198 87V86H197ZM196 87V88H197ZM203 87V86H202ZM201 87V88H202ZM207 87H209V86H207ZM32 88V87H31ZM34 88V87H33ZM32 88V89H33ZM35 88H37V87H35ZM78 88H80V87H78ZM111 88H113V87H111ZM191 88V87H190ZM204 88V87H203ZM221 88H220V90H221ZM20 89L22 90V92L23 93H19L20 92ZM94 89H95V87H94ZM157 89V88H156ZM158 89H159V87H158ZM206 89V88H205ZM15 90V91H14ZM19 90V91H18ZM35 90V89H34ZM34 90H32V91H34ZM73 90V89H72ZM98 91L100 90V88L99 89H97ZM97 90H96V92H97ZM106 90V89H105ZM197 90H200V88L198 89L197 88ZM196 90V91H197ZM207 90H211L210 88L209 89H207ZM219 90V91H220ZM241 90V92H239L238 93V91H240ZM14 91V92H13ZM28 91V90H27ZM31 90H29L28 92H30ZM41 91V90H40ZM74 91H76V90H74ZM94 91V90H93ZM114 89H110L108 92L109 93H114ZM127 91V90H126ZM126 91H120L121 93L119 94H116V93H114V94H116V95H120L121 96V94L122 93H124V92H126ZM191 91H193V90H191ZM194 91H195V89H194ZM195 91V92H196ZM201 91V90H200ZM202 91H203V89H202ZM201 91V92H202ZM206 91V90H205ZM218 91V92H219ZM223 91V90H222ZM221 91V92H222ZM28 92H26L27 94H29ZM50 92H52V94H55L56 96H58L59 95V93H61L62 94V92L59 90H56V87L55 88H53V86H51L50 85ZM72 92V91H71ZM100 92V91H99ZM98 92V93H99ZM199 92V91H198ZM200 92V93H201ZM204 92V91H203ZM213 93H214V91H212ZM16 93H19V94H16ZM75 93V92H74ZM97 93V94H98ZM160 93H163L162 91H160V90H158V92H157V94H154V95H156V96H153V98L151 99V100H145L144 98H142V96H140L139 98H140V100L139 101H141L142 99H144V100H142L141 102L143 103V104H141V106H145L144 108H148V109H150V108H154V109H156L157 110V108L159 107L158 106V104H161V103H163L164 102V100H162V99H160L159 98V95H160ZM199 93V94H200ZM206 93H209V92H206ZM212 93V94H213ZM228 93H226V94H228ZM43 94V93H42ZM37 95V93L35 94V93H32V97L33 98H35V99H38V98H40V99H42L41 97H44L43 95ZM51 94V95H52ZM58 94V95H57ZM66 94V93H65ZM76 94V93H75ZM101 94H102V92H101ZM105 94H106V91H105ZM195 94V93H194ZM196 94H198L197 92H196ZM205 94V93H204ZM211 94V95H212ZM217 94V93H216ZM215 94V95H216ZM219 94H221V93H219ZM163 95V94H162ZM251 95V96H250ZM31 95L29 94V97H30ZM48 96V95H47ZM46 96V97H47ZM87 96V95H86ZM91 96V95H90ZM102 96V95H101ZM144 96V95H143ZM196 96H198V95H196ZM204 96V95H203ZM209 96H210V93H209ZM220 96H222V94L220 95ZM227 96V95H226ZM229 96V95H228ZM15 97V98H14ZM29 97H27V98H29ZM55 97V96H54ZM71 97V96H70ZM127 96H125L124 98H126ZM128 97H130V96H128ZM126 98L127 99V103H126V100L125 101H123V103L122 104H127L128 105V103L130 104V105H132V104H134L135 103V101L134 100H132V99H134V97L131 99V98ZM189 97V96H188ZM215 96H213V97H211L212 99L214 98ZM251 97H253V98H251ZM14 98V99H13ZM26 97H25V99H27ZM100 98V97H99ZM142 98V99H141ZM187 98V97H186ZM200 98H204V97H200ZM207 98H208V96H207ZM21 99H23L24 100V98H21ZM39 99V100H40ZM92 99V98H91ZM129 99H131V100H129ZM199 99V98H198ZM206 99V98H205ZM211 99V100H212ZM222 99H223V96H222ZM226 98L224 97V100H225ZM227 99H228V97H227ZM228 99V100H229ZM43 100H45V99H43ZM122 100V99H121ZM131 101V102H129V101ZM190 100V99H189ZM203 100V99H202ZM215 100V99H214ZM219 100V99H218ZM25 101V100H24ZM28 101L30 102H33V101H35V100H31V97H30V99L29 100H27V102H25V103H27L28 104ZM118 100H115V102H117ZM192 102H193V105H189L190 107L189 108H187V111L189 112V113H192V114H190V115H192L193 117H195V119L196 118H198V117H203V118H205V119H207V115H209L211 118H216L217 116H219V115H222V114H220V111H221V109L219 108V110L220 111H218V110H216L215 111V109H216V106H214V105H211L210 103L211 102H213V101H211V102H207V100L206 101H195V99L194 100H191ZM221 101V100H220ZM227 101V100H226ZM15 102H18V103H16L15 104ZM30 102V103H31ZM35 102H40V101H35ZM43 102V101H42ZM42 102H40V103H42ZM52 102H54V100L52 101ZM56 102V101H55ZM54 102V103H55ZM113 101H111V104L112 105H114L113 103H112ZM120 102V101H119ZM134 102V103H133ZM214 102H216V101H214ZM20 103V104H19ZM50 103V102H49ZM59 103V102H58ZM66 103V102H65ZM90 103V102H89ZM105 103V102H104ZM110 103V102H109ZM136 103H138V101L136 102ZM203 103H205L206 104V107H205V105L203 104ZM73 104V103H72ZM79 104V103H78ZM86 104V103H85ZM110 104V105H111ZM121 103H119V105H120ZM121 104V105H122ZM139 104V103H138ZM30 105V104H29ZM28 105V106H29ZM33 105V104H32ZM47 105H49L48 104V102H47ZM83 105V104H82ZM121 105L119 106V107H121ZM126 105V106H127ZM203 105H204V107H203ZM31 106V105H30ZM80 106V104L78 105V107ZM107 106V105H106ZM124 106V105H123ZM129 106V105H128ZM127 106V107H128ZM135 106V105H134ZM218 106V105H217ZM220 107H221V105H219ZM38 107V106H37ZM56 107V106H55ZM125 107V106H124ZM123 107V108H124ZM29 108V107H28ZM34 108V107H33ZM39 108V107H38ZM49 108V107H48ZM99 108V107H98ZM126 108V107H125ZM239 108V109H240ZM37 109V108H36ZM58 109V108H57ZM127 109V108H126ZM218 109V108H217ZM238 109V108H237ZM35 110V109H34ZM49 110V109H48ZM56 110V109H55ZM54 109H51V110H49L50 111V113H51V115H54V111H55ZM61 110V109H60ZM90 110V109H89ZM107 110H109V109H107ZM124 110V109H123ZM13 111V110H12ZM98 111V110H97ZM31 112H32V110H31ZM35 112V111H34ZM46 112V111H45ZM92 112V111H91ZM101 112V111H100ZM123 112V111H122ZM29 113V112H28ZM39 113V112H38ZM41 113V112H40ZM39 113V114H40ZM84 113V112H83ZM99 113V112H98ZM225 114H226V112H224ZM223 113V114H224ZM234 113V112H233ZM37 114V113H36ZM93 114V113H92ZM230 114V113H229ZM14 115H16V114H14ZM75 115V114H74ZM90 115V114H89ZM101 115V114H100ZM99 115V116H100ZM104 115V114H103ZM116 115V114H115ZM120 115V114H119ZM43 116V115H42ZM70 116V115H69ZM94 116V115H93ZM99 116H97V117H99ZM235 116V115H234ZM13 116H11L10 118H9V120L12 118ZM15 117H17V116H15ZM30 117V118H29ZM45 117V116H44ZM57 117H59V116H57ZM62 117V116H61ZM67 117V116H66ZM122 117V116H121ZM222 117H223V115H222ZM226 117H227V114H226ZM236 117V116H235ZM249 117H253L252 115L251 116H249ZM18 118V117H17ZM23 118H27L26 119V121L24 122L23 120H25V119H23ZM40 118V117H39ZM47 118V117H46ZM45 118V119H46ZM71 118V117H70ZM75 118H77V119H74V121H75V123L77 122V123H79V122H81L84 118H86V116L84 117V115L82 114V115H79L78 117L76 116ZM89 118V117H88ZM87 118V119H88ZM163 118V117H162ZM255 120H257L255 117H253ZM34 119V118H33ZM63 119V118H62ZM69 119V118H68ZM91 120H93L92 118H90ZM89 119V120H90ZM96 119V118H95ZM100 118H98V120H99ZM115 119H117V117L115 118ZM113 120V122L112 123H114L116 120ZM164 119V118H163ZM236 119H237V117H236ZM21 120V121H20ZM37 120V119H36ZM90 120V122L92 123V121ZM123 120V119H122ZM216 120V119H215ZM251 120H253V119H251ZM255 120H253V122L255 121ZM7 121V120H6ZM5 121V122H6ZM17 121V120H16ZM18 121H20V122H15L14 123V126H15V124L17 123L18 125L19 124H22V123H24V124H26L25 126H27V125H29V126H31L32 124H39L38 126L41 128L40 130H42L44 133H47V134H50V135H52V136H54V137H56V139H57V137H59V135L61 134V132H62V130L63 129H61V128H64L65 127V122H64V119L63 120H60V118L59 119H56V121H55V123H56V125L58 124V122L61 124L60 126H62V127H60L59 129H57L55 126H53L54 128H52V126L50 125V124H46V122L45 121H43V122H41L40 120H37V121H35V120H32V118H31V116H21V119H18ZM86 121V120H85ZM84 121V122H85ZM108 121V120H107ZM124 121V120H123ZM126 122H127V120H125ZM235 121V123H234V126L233 127H230V128H232V130L233 129H235V128H239L240 127V129L242 128V127H246V126H248V123H246L245 125L246 126H242V124H244V123H241V122H239V120L238 121H236V120H234ZM89 122V121H88ZM96 122H97V120H96ZM119 122V121H118ZM217 122H218V120H217ZM252 122V121H251ZM256 122H258V120L256 121ZM68 123V122H67ZM73 123V122H72ZM85 123H87V122H85ZM90 123V126H92L93 124H91ZM221 123V122H220ZM220 123H218V124H220ZM250 123V122H249ZM16 124V125H17ZM88 124V123H87ZM107 124H108V122H107ZM111 124V123H110ZM116 124H118V123H116ZM223 123H221V125H222ZM238 124V125H237ZM251 124V123H250ZM253 124V123H252ZM13 124H11L10 126H12ZM17 125V126H18ZM51 126V128H52V130L51 129H48V127L49 126ZM74 125V124H73ZM82 125V124H81ZM119 125H120V122H119ZM224 125V124H223ZM254 126H255V124H253ZM16 126V127H17ZM36 126V125H35ZM66 126H68V124L66 125ZM71 126V125H70ZM96 126V125H95ZM102 126V125H101ZM111 126V125H110ZM114 126H115V124H114ZM113 125L111 126V127H105V129L106 130H104V127H103V129H101V131H103V132H108V131H110L111 133L110 134H115L116 132H115V128L118 126V125H116V127H114ZM218 126V125H217ZM217 126H215V127H217ZM249 126H251V125H249ZM72 127V126H71ZM120 127H122V125H120ZM120 127L118 126V128L120 129ZM221 127V129L220 128H218V130L217 131H219V134H221L220 132L222 131L223 132V128H224V126L222 127V126H220ZM235 127V128H234ZM258 127V126H257ZM257 127H255V128H257ZM262 128L263 130H264V122H262L260 125H259V128ZM93 128H95L94 126L92 127V130H93ZM97 128V127H96ZM98 128H100V127H98ZM114 128V129H113ZM118 128H116V129H118ZM246 128H244V130H245ZM51 130V131H50ZM90 130V129H89ZM227 130V129H226ZM225 130V131H226ZM21 131H24V130H21ZM39 131V130H38ZM42 131L40 132V133H42ZM242 131H243V129H242ZM246 131H247V129H246ZM64 132V131H63ZM62 132V133H63ZM23 133H25V131L23 132ZM109 133V132H108ZM216 134H218V132H216V133H213L212 134V137H213V135H216ZM223 134H225L224 132H223ZM37 135H38V133H37ZM40 135H42V134H40ZM228 134H226V136H227ZM108 136H109V134H108ZM116 136H117V134H116ZM115 136V137H116ZM224 136V135H223ZM36 137V136H35ZM38 137V136H37ZM41 137V136H40ZM40 137H38V138H40ZM244 137V136H243ZM30 138V137H29ZM61 138V137H60ZM59 138V139H60ZM109 138H111V137H108V139ZM227 138V137H226ZM225 138V139H226ZM20 139V138H19ZM22 139V138H21ZM27 139V138H26ZM32 139H34V138H32ZM36 139V138H35ZM58 139V140H59ZM113 141L116 139V138H111ZM119 139V138H118ZM117 139V140H118ZM219 139H221V141H222V139L223 138H219ZM228 139V138H227ZM37 140V139H36ZM117 140H115V141H117ZM229 140V139H228ZM16 141V140H15ZM15 141H14V144H15ZM27 141V140H26ZM25 141V142H26ZM28 141H29V139H28ZM35 141V140H34ZM76 141V140H75ZM90 141V140H89ZM109 141H110V139H109ZM112 141V142H113ZM224 141V140H223ZM22 142V141H21ZM29 142H32L33 143V141H29ZM73 142V141H72ZM107 142V141H106ZM111 142V141H110ZM226 142H227V140H226ZM18 143H20V142H18ZM17 142H16V146H18L19 145V147H20V145L21 146H23L22 145V143H20V144H18ZM23 143H24V141H23ZM37 143V142H36ZM12 144H13V141H12ZM13 144V145H14ZM25 145L26 144H28L27 142L26 143H24ZM50 144V143H49ZM49 144H46L48 147L50 146ZM79 144V143H78ZM222 144V146H223V148H224V150H225V152L227 153V156L228 155H231V154H229V153H231V150H232V146H231V144H228V142L227 143H224V142H222L221 143ZM25 145H24V147H25ZM33 145V144H32ZM31 144H30V147L32 146ZM34 145H35V143H34ZM65 145H66V143H65ZM72 145V144H71ZM76 145V144H75ZM107 145V144H106ZM109 145H111V144H108L106 147H108ZM257 145V144H256ZM36 146V145H35ZM7 147V146H6ZM26 147H28V145L26 146ZM51 147V146H50ZM55 147V146H54ZM59 147H61V146H59ZM67 147V146H66ZM112 147V146H111ZM259 147V146H258ZM12 148V147H11ZM52 148V147H51ZM55 148H57V147H55ZM63 148V147H62ZM114 148V147H113ZM123 148V147H122ZM248 148V147H247ZM12 149H14V148H12ZM30 149V148H29ZM47 149V148H46ZM59 150H60V148H58ZM111 149V148H110ZM110 149H108V151L110 150ZM121 149V148H120ZM16 150V149H15ZM27 150H28V148H27ZM35 151H36V148L34 149ZM57 150V149H56ZM56 150H54V151H56ZM58 150V151H59ZM113 150V149H112ZM115 150H117L116 148H115ZM123 150V149H122ZM238 150H242L241 148H238ZM243 150H247V151H250L249 150V148L248 149H246V148H243ZM242 150V151H243ZM23 151H26V150H23ZM33 151V150H32ZM31 151V152H32ZM53 151V152H54ZM57 151V152H58ZM62 150H60V152H61ZM114 151V150H113ZM112 151V152H113ZM118 151H119V149H118ZM215 151V150H214ZM1 152V151H0ZM11 152H13V150H11ZM28 152V151H27ZM27 152H25L26 154H27ZM60 152H58V153H60ZM76 152V151H75ZM77 152H78V150H77ZM76 152V153H77ZM83 152V151H82ZM111 152V153H112ZM224 152V151H223ZM229 152V153H228ZM237 152V151H236ZM5 153V152H4ZM15 153H16V151H15ZM23 153V152H22ZM24 153V154H25ZM29 153V152H28ZM36 153V152H35ZM40 153V152H39ZM39 153L37 154V155H39ZM75 153V154H76ZM107 153H110V152H107ZM114 154H116L115 152H113ZM118 153V152H117ZM220 154L222 153V151L221 152H219ZM13 154V153H12ZM19 154V153H18ZM17 154V155H18ZM30 154V153H29ZM33 155H35L34 153H32ZM54 154V153H53ZM114 154L112 155V156H114ZM214 154V153H213ZM212 153H210V155H213ZM233 155L235 154V152L234 153H232ZM4 155H6V154H4ZM8 155V154H7ZM22 155V154H21ZM20 154L18 155L19 157L21 156ZM31 155V154H30ZM42 155V154H41ZM56 155V154H55ZM61 155V154H60ZM60 155H58V156H60ZM68 155V154H67ZM78 155V154H77ZM106 155H108V154H106ZM110 155V154H109ZM108 155V156H109ZM169 157L171 156V157H173V156H175L176 158H177V160H171L172 158L170 157L168 160L169 161H165V159L163 160V163L164 162H166V163H164V164H166V166H164V167H166V168H171L170 166H172V164L174 163V166L175 165H178V164H175V163H180V165H184V168L183 169H186L187 170V168H191V166H193V164L192 165H190V164H188V163H185V161H182V158L177 154V152H173L172 154H167ZM1 156V155H0ZM2 156H3V153H2ZM11 156V155H10ZM13 156V155H12ZM26 156V155H25ZM32 156V155H31ZM45 156V155H44ZM43 156V157H44ZM57 156V155H56ZM112 156H110L111 158H112ZM116 156V155H115ZM186 155H182V157L184 158ZM5 157V156H4ZM15 157V156H14ZM30 157V156H29ZM36 157H38V156H36ZM49 157V156H48ZM71 157V161L67 158V160H69V164L67 165L68 167L70 166V169L71 170H69L68 172H70L71 173V171L74 173V172H77L78 170H82V169H84L83 170V172L84 173H86V174H91V172H95L96 173V171L98 170V169H96V171H94V169H87V168H91V166H90V164L88 163V162H78V161H75V160H77V159H80L79 157L77 158V157H72V156H70ZM81 157V156H80ZM202 157V156H201ZM200 157V158H201ZM248 157V156H247ZM16 158V157H15ZM39 158V157H38ZM41 158H42V156H41ZM86 158V157H85ZM114 158V157H113ZM45 159H46V157H45ZM55 159L57 160V158L55 157ZM110 159V158H109ZM116 159V158H115ZM11 160V159H10ZM22 160V159H21ZM30 160V159H29ZM34 160V159H33ZM55 160V161H56ZM112 160V159H111ZM197 160H199V159H197ZM13 161V160H12ZM19 161V160H18ZM25 161V160H24ZM45 161V160H44ZM161 161V160H160ZM10 162V161H9ZM47 162V161H46ZM57 162V161H56ZM66 162V163H67ZM108 162H110V161H108ZM112 162V161H111ZM8 163V162H7ZM7 163H6V161L5 160H0V172L1 171H3V170H6V169H8V167H10V166H8L7 165ZM45 163V162H44ZM64 163H65V161H64ZM95 163V162H94ZM10 164H13V163H10ZM18 164H19V162H18ZM59 164V163H58ZM72 164V165H71ZM93 164V163H92ZM157 164V163H156ZM155 164V165H156ZM161 164V163H160ZM95 165V164H94ZM93 165V166H94ZM97 165V164H96ZM95 165V166H96ZM99 165V164H98ZM15 166H17V165H15ZM94 166V167H95ZM107 166H109V171L111 170V172L113 173L114 171H118V170H112L111 169V167H113V165L111 166V165H109V164H107ZM162 165H157V167L156 166H154L153 164H151L149 167V170L148 171H150V172H148V173H151V172H154V171H156V170H158V167H161ZM65 167H66V165H65ZM98 167V166H97ZM99 167H102V166H99ZM98 167V168H99ZM126 167H128V166H126ZM163 167V166H162ZM183 167V166H182ZM181 167V168H182ZM106 168V167H105ZM114 168V167H113ZM122 168V167H121ZM179 168H180V166H179ZM11 169V168H10ZM34 169V168H33ZM39 170H40V168H38ZM52 169H54V168H52ZM51 169V170H52ZM67 169H69V168H67L66 167V170ZM85 169H87L88 171L87 172H85ZM107 169V168H106ZM103 170L102 168L100 169V173H103V174H109V173H107L106 171L107 170ZM129 169V168H128ZM131 169H132V167H131ZM172 169V168H171ZM38 170V171H39ZM48 170V169H47ZM173 170V169H172ZM37 170H35V172H36ZM61 170H59L58 171V169L56 170H52L50 173H52V172H54V173H52V174H50V176L51 177H47L45 180H43V181H41L40 180V182L39 183H37V184H39V185H44L45 183H47V182H50V181H54V180H66V179H68L69 178V176L68 177H66L65 176V174L64 173H62V172H60ZM171 171V170H170ZM199 171V170H198ZM35 172H33L34 174H36ZM64 172V171H63ZM79 172V171H78ZM82 172V173H83ZM138 172V171H137ZM69 173V174H70ZM100 173H98L97 172V175H99V179H100V183H102L101 182V179H102V181L104 182L103 183V185H104V187H106V188H108L109 186H111V185H114V183L112 184V182L111 181H113V180H111L110 181V178H105V179H107V180H105L104 181V179H103V176L102 175H100ZM116 173V172H115ZM126 173V172H125ZM131 172H129V174H123L124 176H125V178H127V179H129V176H131V174H130ZM136 173V172H135ZM168 173V172H167ZM167 173H165V174H167ZM172 173H173V171H172ZM86 174L84 175V176H86ZM93 175H94V173H92ZM91 174V175H92ZM164 174V175H165ZM170 174V173H169ZM3 175V174H2ZM44 175H45V173H44ZM68 175V174H67ZM72 175V174H71ZM71 175H70V177H71ZM122 175V176H123ZM160 175H162V174H160ZM163 175V176H164ZM73 176V178H75V176H76V180L78 181V179H77V177H79V176H77L76 174H75V176L74 175H72ZM83 176V177H84ZM107 176V175H106ZM121 176V175H120ZM121 176V177H122ZM156 176H157V174H156ZM82 177V176H81ZM92 177H94V176H92ZM97 176L95 175V180L97 179L96 178ZM157 177H159V176H157ZM165 177H167V176H165ZM165 177H163L164 179H165ZM6 178V177H5ZM85 178H87L88 179V175L85 177ZM123 178V177H122ZM150 178V177H149ZM153 178H155V176L153 177ZM71 179H72V177H71ZM118 179V178H117ZM157 179V178H156ZM253 179V178H252ZM3 179H0V181H2ZM74 180V179H73ZM86 180V179H85ZM89 180H90V178H89ZM93 180V179H92ZM92 180H90V181H92ZM120 180V179H119ZM134 180V179H133ZM142 180V179H141ZM146 180V179H145ZM152 180V179H151ZM256 180V179H255ZM254 180V181H255ZM84 180H82V181H80V182H83ZM137 181V180H136ZM65 182V181H64ZM88 181H86V183H87ZM99 182V180L97 181V183ZM159 182H160V180H159ZM2 183V182H1ZM33 183H35L34 181H33ZM53 183H59V182H53ZM73 183V182H72ZM89 183V182H88ZM87 183V184H88ZM96 183V182H95ZM99 183V184H100ZM118 183V182H117ZM130 183H132L131 181H130ZM83 184H85V181H84V183ZM89 184H91V183H89ZM138 184V183H137ZM143 184V183H142ZM7 185V184H6ZM46 185V184H45ZM55 185V184H54ZM52 186V185H50L49 184V186L50 187H45V188H43L42 190H41V192L43 193V195L45 196V197H42L41 196V198H46V197H49V198H51V197H53V199H54V195H55V193L53 194V192L55 191V188L57 189V186L55 187V186ZM61 185V184H60ZM62 185H63V183H62ZM92 185V184H91ZM139 185V184H138ZM157 185V184H156ZM160 185V184H159ZM86 186V185H85ZM140 186V185H139ZM69 187V186H68ZM66 185H65V187H63L62 186V188H61V186H60V189H66V188H68ZM146 187V186H145ZM71 187H69V190H71L70 189ZM73 189V188H72ZM81 189V188H80ZM105 189V188H104ZM109 189V188H108ZM108 189H107V191H108ZM128 190H129V188H127ZM58 190H59V188H58ZM68 190V191H69ZM74 190H76L75 188H74ZM74 190H72V191H74ZM78 190H79V188H78ZM85 190V189H84ZM127 190V191H128ZM34 192H35V190H33ZM36 191H38V189L36 190ZM63 192L64 191H66V190H62ZM67 191V192H68ZM81 190H79L78 192L79 193H81V195H82V192H83V190H82V192H80ZM109 191H111V189H109ZM124 191H125V193H124ZM125 189L123 190V191H120V192H118L119 194H116V195H120L119 196V200H118V202L116 201V200H114V202L116 201L117 202V205L119 204V206H125V207H127L128 208V210H131V212H128V214H129V216H128V214H125V213H123L124 211H122L121 209L119 210V209H117V210H119L117 213L118 214H116L115 215V213H113L112 214V212L111 213H109V211H110V209L111 208H106V209H108V210H102V212L101 213H103V214H105V216L103 215V214H99V215H101V216H99V218L98 217H96L95 215V217H93L92 215V217H91V219H89V221L91 220V222H92V224L90 225V226H86V228H84L83 229V227H82V230H80L81 228L80 227H78V230H77V234L76 233H70V235L71 236H77V237H80L79 239H78V243H80V245H84L83 244V241H85L84 239L86 238V237H84V239H83V237L82 236H85L86 234H89V232H90V230L92 231V229H93V227H94V230L96 229V230H98L97 231V233H95V234H97V235H100L101 237H102V239H109V238H118V237H120V238H122L123 239V237L124 236H126L127 235V233L128 234H130V235H132L133 237H131L130 236V238H128L129 240H131V241H133V243L132 244H135V245H137V244H140L141 246H136L137 247V251L136 252H138L139 254H141V255H143L144 256V258L146 257H149V255H146L144 252H151V253H153L154 252V254L155 253H157V254H155V255H161V256H164L165 257V260H161V259H155L154 260V256L153 257H150V260L147 258V261L144 259V261H143V259H142V261L144 262V263H141V264H169L170 262L169 261H167V260H173L174 261V259H176V260H178L179 262H182V264H190L191 262L190 261H188V260H190V259H193L195 262V264H206V263H208V264H264V252H261L260 250V248H259V251H250V253L249 254H251L252 256H250L249 254H240V252H239V250H236V248L234 247V246H232V245H229L227 242H224L222 239H219V237H218V235L219 234H221L220 232H221V230H226L227 228L225 227V224L222 222V221H220V222H216V223H212V220L209 218V217H207L206 215H203L202 217L204 218H201V217H198V216H196V215H192V214H190V215H186L185 213H183V211H181V210H179L178 208H176V207H167L166 209H164V207L163 208H157V207H153L151 204H154V200H152L151 202H153V203H150L149 201H147L148 199H146L144 196L142 197V195L140 194V195H132L133 197H135V196H137L136 197V199L135 198H133V197H131V196H129V195H127V194H129V192H127ZM130 191V190H129ZM3 192L4 191H1L0 190V230H3L4 228V226H6V225H8V223H5L4 222V220L6 219V217L7 216H9V215H6V212H3L2 211V205H4L5 204V202H4V200H6L7 199V197H8V195L7 194H3ZM14 192V191H13ZM33 192V193H34ZM40 192V191H39ZM113 192V191H112ZM132 192V191H131ZM32 193V194H33ZM38 193V192H37ZM36 193V194H37ZM42 193H40V194H42ZM56 193H58V192H56ZM60 193H61V191H60ZM73 193V192H72ZM72 193H70V198H72L71 197V194ZM75 193V192H74ZM59 194V193H58ZM124 195V194H126V197L127 198H123L122 197V195ZM38 195V194H37ZM37 195H36V197H37ZM57 195V194H56ZM55 195V196H56ZM60 195V194H59ZM58 195V196H59ZM65 196V198H67V196L69 195V193L67 194L66 192H65V194H64ZM67 195V196H66ZM79 195V194H78ZM78 195H73V196H75L74 198H72V199H75V198H78ZM61 196V195H60ZM63 196V195H62ZM153 197V196H152ZM155 197V196H154ZM56 198H58V197H55V199ZM60 198V197H59ZM58 198V199H59ZM69 198V197H68ZM114 198H116V197H114ZM165 198V197H164ZM163 198V199H164ZM193 198V197H192ZM38 199V198H37ZM152 199V198H151ZM194 199V198H193ZM34 200V199H33ZM44 200V199H43ZM49 200V199H48ZM188 200H190V199H188ZM194 200H196V199H194ZM193 200V201H194ZM201 200V199H200ZM25 201V200H24ZM27 201V200H26ZM42 201H40V203H41ZM115 202V203H116ZM138 202H140V203H138ZM177 202V201H176ZM183 202V201H182ZM188 202V201H187ZM200 202V201H199ZM39 203V204H40ZM191 203H193V202H191ZM194 203H196V202H194ZM193 203V204H194ZM42 204L43 205H40V206H42L40 209V212H39V215H37V214H34V213H32V212H29V213H24V212H22L21 213V215H19L20 213H17V210H19L20 209V207L18 206V205H12L13 207H15V209H13V212L11 213V216H10V218L9 219H11V220H14L15 221V223H16V225L17 226H15V228H18L17 229V233L18 234H15V235H13V236H15V237H17V238H21L22 237V239H25V238H23V234L25 233L24 231H22V226L23 225H25V226H29V225H34V224H42L43 222H45V220H47V221H49V220H55V218L60 214V213H62V212H64L66 209H67V206L66 207H57V205H51L48 201H45V202H42ZM165 204V203H164ZM193 204H189L190 205V209L191 210H193L194 212H196V211H199L200 209L197 207V206H194ZM37 205V204H36ZM60 205V204H59ZM95 205V204H94ZM139 206L138 208H140V209H142V210H148L149 211V213L147 214V216L148 215H154V216H156V217H154L155 218V220H157V219H159V223L158 224H160V226H159V229L157 228H155L156 226H154V225H149V224H147L146 222H145V220H143V219H141V217H144L143 215H139V213H138V211H136V210H134L133 208H134V206ZM154 205H157V203L156 204H154ZM188 205V206H189ZM100 206V205H99ZM101 206H103V205H101ZM145 206V207H144ZM160 206V205H159ZM171 206V205H170ZM174 206H176V205H174ZM185 206H186V204H185ZM36 207V206H35ZM39 207V206H38ZM147 207H148V209H147ZM150 207V208H149ZM161 207V206H160ZM102 208V207H101ZM101 208H98V205H97V209L95 208H91V212L93 211V212H97V211H95V210H101ZM105 208V207H104ZM124 208V207H123ZM185 208V207H184ZM188 208V207H187ZM209 208V207H208ZM39 209V208H38ZM114 209V208H113ZM162 209V210H161ZM180 209H181V206H180ZM189 209V210H190ZM44 210H46V212H50L49 213V215H44V214H42V212L44 213L45 211ZM90 210V209H89ZM127 210V209H126ZM165 210H168L169 211V213L170 214H167V211L165 212ZM188 210V211H189ZM202 210H204V209H202ZM105 211V212H104ZM132 211H133V213H135V214H133L132 213ZM187 211V212H188ZM182 212V213H181ZM89 213V212H88ZM192 213V212H191ZM86 214V216H87V213H85ZM84 214V215H85ZM92 214V213H91ZM94 214V213H93ZM82 214H80V216H81ZM97 215V214H96ZM111 215V216H110ZM170 215H172L171 217H170ZM199 215V214H198ZM83 216V215H82ZM131 216V217H130ZM145 216H146V214H145ZM186 216V217H185ZM78 217V216H77ZM136 217V218H135ZM14 218V219H13ZM79 218H81V217H79ZM138 218V219H137ZM22 220L23 219V222H24V219L26 220L25 222L26 223H18V221L19 220ZM28 219V220H27ZM60 219V218H59ZM83 219H86V218H82V219H80V220H82V221H84ZM99 219V220H98ZM66 220V219H65ZM36 221H37V223H36ZM81 221V222H82ZM86 221L88 222V218L86 219ZM164 221H166L167 223L166 224H164L163 222ZM76 222V221H75ZM85 222V221H84ZM86 222V223H87ZM143 223V224H146L145 225V227H144V229H139L138 227L141 225L140 223ZM170 222H172V223H170ZM96 224L97 223V226L95 227V226H93V224ZM169 223V224H168ZM56 224V223H55ZM71 224V223H70ZM94 224V225H95ZM98 224H100V225H98ZM157 224V225H158ZM224 225L223 227H225V229L223 228L222 229V227H221V230L219 229V228H214L215 226H218V225ZM88 225V224H87ZM108 225H112L111 227L109 226V228H108ZM135 225H137V226H135ZM44 227V226H43ZM42 227V228H43ZM69 227V226H68ZM85 227V226H84ZM105 227V228H104ZM152 227V228H151ZM154 227V228H153ZM14 228V229H15ZM40 228V227H39ZM44 228H49V227H47V226H45ZM43 228V229H44ZM61 228V227H60ZM80 228V229H79ZM6 229V228H5ZM71 229H73V227L71 228ZM75 229V228H74ZM148 230V231H147ZM136 231H139V234L136 232ZM93 232V231H92ZM95 232V231H94ZM93 232V233H94ZM141 232H143L144 234H150L149 236H147V235H140V233ZM79 233V234H78ZM30 234V233H29ZM92 234V233H91ZM93 235V234H92ZM12 236V237H13ZM88 236V235H87ZM94 236V235H93ZM147 237V238H150V239H152L154 242H156L157 243V245H152V244H149V243H147V242H143L142 240H140V238L141 237ZM158 236V238H156ZM94 237H96V236H94ZM128 237V236H127ZM136 239H135V238ZM82 238V239H81ZM125 239V238H124ZM191 239V240H190ZM67 240V239H66ZM69 240H71V237L69 238ZM83 240V241H82ZM92 240V239H91ZM99 240V239H98ZM115 240V239H114ZM127 240V239H126ZM125 240V241H126ZM139 242V243H137V241ZM192 240H194V241H196L197 242V244L194 242V241H192ZM25 241H27V240H25ZM30 241H32V240H29L28 242H26V246L27 247H29V245L31 244V242ZM63 241V240H62ZM116 241V240H115ZM121 241V240H120ZM124 241V240H123ZM131 241H130V244H131ZM135 241V242H134ZM177 241V242H176ZM73 242V241H72ZM128 242V241H127ZM175 242V244L177 243V247H173V243ZM6 243H8V244H10V243H12V242H3L2 244L4 245V244H6ZM13 243H14V241H13ZM46 243V247H39V248H37L38 250H36V251H34V250H32L33 252H36L37 253V251H42L43 249H49V250H53L52 248H50V244L51 243H54V242H51L50 244L48 243V241L47 240H45V242L43 243V244H45ZM48 243V244H47ZM63 243H65V241L63 242ZM126 243V242H125ZM58 244V243H57ZM69 242H68V244H67V246H69ZM73 244V243H72ZM99 244H100V242H99ZM103 244V243H102ZM101 244V245H102ZM121 244V243H120ZM129 244V245H130ZM36 245V244H35ZM56 245V244H55ZM65 245H66V243H65ZM64 245V246H65ZM71 245V244H70ZM97 245V244H96ZM106 245V244H105ZM108 245H111V244H108ZM108 245H106L107 247H109ZM128 245V244H127ZM165 245H167V246H165ZM223 245H225L226 247H228V248H226V247H223ZM34 246V245H33ZM37 246V245H36ZM39 246V245H38ZM37 246V247H38ZM63 246V247H64ZM79 246V245H78ZM82 246H79V247H82ZM115 246V245H114ZM147 246V247H146ZM57 247H58V245H57ZM84 247V246H83ZM122 247V246H121ZM127 247V246H126ZM131 248H132V246H130ZM134 247V246H133ZM146 247V248H145ZM157 247H159L161 250H165L166 248H174V251L173 252H170V251H167V252H159L158 250H156V248ZM186 247H187V249H186ZM195 247H201L202 249H204V251H202V252H200L202 255L200 256L199 255V253H195V254H190V256H188L187 255V251H189V249H191V248H195ZM59 248V247H58ZM78 248V247H77ZM113 248V247H112ZM118 248H119V245H118ZM123 248V247H122ZM135 248V247H134ZM133 248V249H134ZM143 248H144V251H143ZM42 249V250H41ZM56 249V248H55ZM72 249V248H71ZM83 249V248H82ZM109 249V248H108ZM247 249V248H246ZM249 249V248H248ZM68 250V249H67ZM91 250V249H90ZM128 250V249H127ZM146 250V251H145ZM31 251V250H30ZM63 251V252H62ZM79 251V250H78ZM104 251V250H103ZM102 251V252H103ZM107 251V250H106ZM105 251V252H106ZM57 253H55V252H53V253H51V255H47V256H50V258L51 257H53L52 258V260L53 261H58V262H60V261H62L61 259L62 258H65V257H61L62 255H64V256H67V258H65V260H67V261H69V260H71L72 259V257L73 256H78L80 253H74L73 252V250H71V251H69L70 253H68V252H66V250H64L63 248H62V250L61 251H56ZM77 252V251H76ZM87 252V251H86ZM177 252H178V254H177ZM39 253H42L43 254V252H39ZM38 253V254H39ZM55 253V254H54ZM85 253V252H84ZM90 253V252H89ZM94 253H96V252H94ZM100 253V252H99ZM236 254L235 256H236V258H235V256H231V254ZM81 254H83V251H82V253ZM100 254H102V253H100ZM104 254V253H103ZM112 254V253H111ZM115 254V253H114ZM118 254V253H117ZM137 254V253H136ZM88 255V254H87ZM116 255V254H115ZM134 255V254H133ZM140 255V256H141ZM180 255V256H179ZM104 256V255H103ZM109 256H111L110 254H109ZM108 256V257H109ZM123 256V255H122ZM128 256H129V254H128ZM174 256V257H173ZM229 256V257H228ZM90 257H92V256H90ZM102 257V256H101ZM133 257V256H132ZM175 257H177V258H175ZM94 258V257H93ZM106 258V257H105ZM141 258V257H140ZM151 258H152V260H151ZM198 258V259H197ZM55 259V260H54ZM121 259V258H120ZM127 259V258H126ZM51 260V259H50ZM65 260L63 261V263L62 264H64V262H65ZM81 260V259H80ZM85 260V259H84ZM134 260V259H133ZM92 261V260H91ZM125 261V260H124ZM192 261V260H191ZM149 262V263H148ZM168 262V263H167ZM184 262V263H183ZM193 262V261H192ZM52 263V262H51ZM71 263V262H70ZM78 263V262H77ZM193 263V264H194ZM53 264H58V263H56V262H54ZM75 264H76V262H75ZM175 264V263H174Z\"/></svg>",
	"mask_w": 264,
	"mask_h": 264
},
{
	"label": "water",
	"instance_id": "water-1",
	"mask_svg": "<svg viewBox=\"0 0 264 264\" xmlns=\"http://www.w3.org/2000/svg\"><path fill=\"white\" fill-rule=\"evenodd\" d=\"M235 179H233L234 181ZM237 203L234 207H230L229 211L227 213H231L232 215H238L242 218L249 219L254 222L253 229L255 234L257 235V238L254 239V244L264 251V218H261L258 212H256L255 215L250 216L248 212H251L248 208L247 202L241 199H236ZM232 201V200H231ZM207 203V202H204ZM210 206V205H207ZM215 205L210 206L211 211L216 210ZM264 214V213H263ZM259 215V216H258ZM14 243H6L4 245L11 246L14 245ZM0 243V247H1ZM1 249V248H0ZM25 257L22 255H11L7 253L5 250H0V264H24L22 263V260ZM45 259V257H43ZM24 262V261H23Z\"/></svg>",
	"mask_w": 264,
	"mask_h": 264
}]
</instances>
